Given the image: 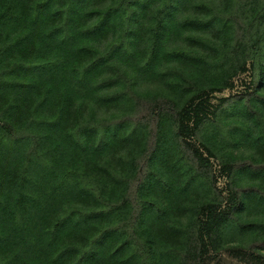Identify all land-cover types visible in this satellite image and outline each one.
<instances>
[{
	"label": "trees",
	"instance_id": "16d2710c",
	"mask_svg": "<svg viewBox=\"0 0 264 264\" xmlns=\"http://www.w3.org/2000/svg\"><path fill=\"white\" fill-rule=\"evenodd\" d=\"M0 264H264V0H0Z\"/></svg>",
	"mask_w": 264,
	"mask_h": 264
}]
</instances>
